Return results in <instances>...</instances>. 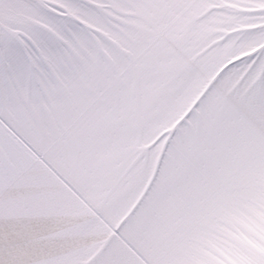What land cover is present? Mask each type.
Listing matches in <instances>:
<instances>
[{
  "label": "snow or ice",
  "instance_id": "snow-or-ice-1",
  "mask_svg": "<svg viewBox=\"0 0 264 264\" xmlns=\"http://www.w3.org/2000/svg\"><path fill=\"white\" fill-rule=\"evenodd\" d=\"M0 264H264V0H0Z\"/></svg>",
  "mask_w": 264,
  "mask_h": 264
}]
</instances>
